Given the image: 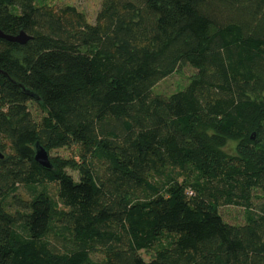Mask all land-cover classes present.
I'll list each match as a JSON object with an SVG mask.
<instances>
[{"label":"trees","instance_id":"trees-1","mask_svg":"<svg viewBox=\"0 0 264 264\" xmlns=\"http://www.w3.org/2000/svg\"><path fill=\"white\" fill-rule=\"evenodd\" d=\"M0 29L29 36L0 37V264H264V0H0Z\"/></svg>","mask_w":264,"mask_h":264},{"label":"rangeland","instance_id":"rangeland-1","mask_svg":"<svg viewBox=\"0 0 264 264\" xmlns=\"http://www.w3.org/2000/svg\"><path fill=\"white\" fill-rule=\"evenodd\" d=\"M50 4L63 6L65 4L74 5L80 11L86 13L89 22L94 23L96 15L101 6V0H46ZM196 72V69L189 65H184L178 71L162 80L157 86V92L174 93L182 90L188 83L189 77ZM155 91V90H154ZM156 92V91H155ZM39 111V110H38ZM38 111L35 110V113ZM50 156L69 157L70 151L67 149H55L49 152ZM68 172L74 176L75 179L79 178L78 172L74 169L68 168ZM22 195L26 196L24 188L20 187ZM224 219L231 223H241L244 221V210L236 206H224L220 209ZM145 258L149 259V255L143 251Z\"/></svg>","mask_w":264,"mask_h":264},{"label":"water","instance_id":"water-1","mask_svg":"<svg viewBox=\"0 0 264 264\" xmlns=\"http://www.w3.org/2000/svg\"><path fill=\"white\" fill-rule=\"evenodd\" d=\"M0 37L6 38L11 41H16L20 43H25L29 36H27L23 31H21L18 35H8L5 34L1 29H0ZM0 74L7 75L5 71H3L0 68ZM34 95L33 93H31ZM0 157H3L2 154H0ZM35 160L43 167L47 169H52L53 168V163L50 159V155L48 150L40 144V142H36L35 144Z\"/></svg>","mask_w":264,"mask_h":264}]
</instances>
